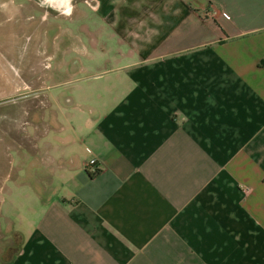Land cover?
Returning a JSON list of instances; mask_svg holds the SVG:
<instances>
[{"label":"crops","instance_id":"1","mask_svg":"<svg viewBox=\"0 0 264 264\" xmlns=\"http://www.w3.org/2000/svg\"><path fill=\"white\" fill-rule=\"evenodd\" d=\"M29 1L76 5L103 69L35 132L34 219L3 223L5 264H264V0Z\"/></svg>","mask_w":264,"mask_h":264},{"label":"rangeland","instance_id":"2","mask_svg":"<svg viewBox=\"0 0 264 264\" xmlns=\"http://www.w3.org/2000/svg\"><path fill=\"white\" fill-rule=\"evenodd\" d=\"M0 1V170L24 181L13 187L9 178L10 188L0 192V264H5L19 236L4 224L24 233L27 220L34 219V189L24 187L43 170L34 165V134L45 127L48 109H64V94L95 91L103 67L94 51L92 62L84 63L76 5L70 16L53 18L41 17L29 0Z\"/></svg>","mask_w":264,"mask_h":264},{"label":"built area","instance_id":"3","mask_svg":"<svg viewBox=\"0 0 264 264\" xmlns=\"http://www.w3.org/2000/svg\"><path fill=\"white\" fill-rule=\"evenodd\" d=\"M222 14H225L224 12H222ZM94 163V158H89L86 162H85V166L86 167H90L92 166ZM95 170V169H94ZM93 169L91 171H94Z\"/></svg>","mask_w":264,"mask_h":264},{"label":"trees","instance_id":"4","mask_svg":"<svg viewBox=\"0 0 264 264\" xmlns=\"http://www.w3.org/2000/svg\"><path fill=\"white\" fill-rule=\"evenodd\" d=\"M95 171H97V170L95 169L93 172H88V176H92V174H94Z\"/></svg>","mask_w":264,"mask_h":264}]
</instances>
